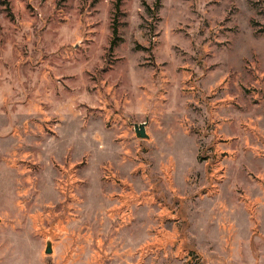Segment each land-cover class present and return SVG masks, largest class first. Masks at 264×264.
Segmentation results:
<instances>
[{
    "label": "rangeland",
    "instance_id": "1",
    "mask_svg": "<svg viewBox=\"0 0 264 264\" xmlns=\"http://www.w3.org/2000/svg\"><path fill=\"white\" fill-rule=\"evenodd\" d=\"M0 264H264V0H0Z\"/></svg>",
    "mask_w": 264,
    "mask_h": 264
},
{
    "label": "crops",
    "instance_id": "2",
    "mask_svg": "<svg viewBox=\"0 0 264 264\" xmlns=\"http://www.w3.org/2000/svg\"><path fill=\"white\" fill-rule=\"evenodd\" d=\"M76 101H77V97H73L71 98V100L68 103L64 104L61 106L62 111L66 108L69 107L70 109H72V107H74L76 105ZM182 101V100H181ZM193 101L196 102H201L199 99H193ZM36 111H42L41 107L36 106L35 108ZM60 110V109H59ZM169 110L171 109H159V110H154L152 113H150L151 118H150V122L148 123L149 126H151L152 128V132H153V136L152 138L155 141H158L159 143H161L162 147L167 148L168 146H171V148H176V146H188L187 150H189L190 148L193 149V153L194 154H198L199 152V147L202 145H210V141H211V136L208 135V124L211 123L213 125H216L218 122V115L215 116V114H223L222 110L219 111H207V109L205 107H203L201 109V111H193L191 110V115H189L188 111L190 110L189 108H184L182 111V117L177 119L179 121V123L175 124L172 123L173 120H171L169 122V117L170 113ZM60 112V111H59ZM48 115L49 114H43V115H38L41 119V121L47 120L48 119ZM65 115V114H64ZM62 118H64V116L60 115ZM67 119L70 120V117L68 118V115L66 116ZM74 117V116H73ZM177 118V117H174ZM209 120H208V119ZM65 119V118H64ZM185 121V122H183ZM71 122V121H70ZM183 122V123H181ZM188 122L190 124V127H187V123ZM147 125V127H149ZM218 128L219 127H224L225 124L221 123V124H217ZM193 126H195V129L197 130V132L193 129ZM218 128L216 131H218ZM215 131V132H216ZM158 132V133H157ZM160 137V138H159ZM181 137L183 138L186 142L185 143H179L177 138ZM159 138V139H158ZM152 139V140H153ZM162 141H161V140ZM177 141V144H176ZM182 149L179 153V155H183L182 154ZM178 153L176 152L174 155L177 156Z\"/></svg>",
    "mask_w": 264,
    "mask_h": 264
},
{
    "label": "water",
    "instance_id": "3",
    "mask_svg": "<svg viewBox=\"0 0 264 264\" xmlns=\"http://www.w3.org/2000/svg\"><path fill=\"white\" fill-rule=\"evenodd\" d=\"M133 125H134L135 133L139 139H149L150 138V136L147 133V125H148L147 121L140 123V124H133ZM45 253L47 255L53 254V244L51 240L47 242Z\"/></svg>",
    "mask_w": 264,
    "mask_h": 264
},
{
    "label": "trees",
    "instance_id": "4",
    "mask_svg": "<svg viewBox=\"0 0 264 264\" xmlns=\"http://www.w3.org/2000/svg\"><path fill=\"white\" fill-rule=\"evenodd\" d=\"M114 35L116 36V34H117V30L114 28ZM113 47H114V43H113ZM112 48V47H111Z\"/></svg>",
    "mask_w": 264,
    "mask_h": 264
}]
</instances>
